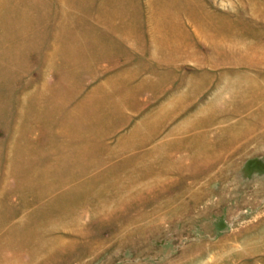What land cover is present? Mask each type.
<instances>
[{"label": "crops", "instance_id": "obj_1", "mask_svg": "<svg viewBox=\"0 0 264 264\" xmlns=\"http://www.w3.org/2000/svg\"><path fill=\"white\" fill-rule=\"evenodd\" d=\"M1 5L3 35L25 38L22 50L10 55L26 60L1 142L8 177L18 167L39 165V174L23 177L54 184L50 193L57 192L59 181L69 178L53 174L58 154L40 160V148L43 137L64 133L71 138L72 160L81 155L79 161L91 167L86 179L109 174L115 183L140 182L145 167L152 173L143 180L154 183L156 168L169 175L171 166L192 165L185 162L190 159L202 160L192 166L213 167L218 152L249 148L248 132L228 122L243 126L264 116V14H235V0H0ZM29 21L33 47L24 30L5 34L10 23L22 28ZM20 114L26 122L15 133ZM14 134H20L18 146L10 149ZM29 135L36 148L26 147ZM180 151L186 160L172 163L171 152ZM12 187L3 186L4 195ZM16 236L0 234V248L11 249Z\"/></svg>", "mask_w": 264, "mask_h": 264}, {"label": "rangeland", "instance_id": "obj_2", "mask_svg": "<svg viewBox=\"0 0 264 264\" xmlns=\"http://www.w3.org/2000/svg\"><path fill=\"white\" fill-rule=\"evenodd\" d=\"M235 1V14H264V0ZM4 14L1 5L0 234L17 236L13 251L10 245L0 248L8 253V258L0 255V264H264V116L244 120L243 126L237 120L228 122L229 128L248 132L249 148L218 152V164L213 167L192 166L202 160H186L183 152H171L172 163L186 160L192 165L171 166L169 175L156 168L154 183L143 180L151 178L147 172L152 169L146 167L140 168L145 175L139 176L138 183H115L109 174L104 178L92 173L86 179L91 167L79 161L81 155L78 161L72 160L71 138L66 133L43 137L45 145L40 148L44 153L40 160L58 154L53 157L59 161L53 174L69 178L59 181L57 192L50 193L56 191L54 184L33 183L29 178L27 182L23 177L39 174V165L15 169L11 177L19 174L16 182L8 177L10 173L2 169L1 142L12 115L10 96L26 60L10 55L22 50L25 38L3 35ZM28 24L18 28L10 23L5 34L24 30L32 46L33 21ZM260 58L264 62L263 54ZM24 122L22 114L20 119L15 117V133ZM19 135L12 137L10 149L18 146ZM27 138L26 147L36 148L34 136ZM5 185L13 187L4 195ZM130 187L136 190L131 192ZM120 194L124 197H116Z\"/></svg>", "mask_w": 264, "mask_h": 264}]
</instances>
